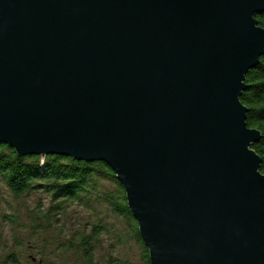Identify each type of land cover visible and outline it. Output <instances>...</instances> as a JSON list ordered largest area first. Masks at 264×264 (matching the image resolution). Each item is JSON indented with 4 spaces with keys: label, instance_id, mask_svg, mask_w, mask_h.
I'll list each match as a JSON object with an SVG mask.
<instances>
[{
    "label": "water",
    "instance_id": "1",
    "mask_svg": "<svg viewBox=\"0 0 264 264\" xmlns=\"http://www.w3.org/2000/svg\"><path fill=\"white\" fill-rule=\"evenodd\" d=\"M264 0H0V143L103 161L151 264H264L246 76Z\"/></svg>",
    "mask_w": 264,
    "mask_h": 264
},
{
    "label": "rangeland",
    "instance_id": "2",
    "mask_svg": "<svg viewBox=\"0 0 264 264\" xmlns=\"http://www.w3.org/2000/svg\"><path fill=\"white\" fill-rule=\"evenodd\" d=\"M115 190V181L100 179L97 193L72 202L56 200L45 190L18 197L1 186L0 264L12 252L21 264H86L78 253V239L98 224L103 227L93 239L95 264H146L145 246L132 234L130 221L101 198ZM54 206L48 221L44 214Z\"/></svg>",
    "mask_w": 264,
    "mask_h": 264
},
{
    "label": "trees",
    "instance_id": "3",
    "mask_svg": "<svg viewBox=\"0 0 264 264\" xmlns=\"http://www.w3.org/2000/svg\"><path fill=\"white\" fill-rule=\"evenodd\" d=\"M257 19L264 27V13L257 15ZM246 83L248 88L243 92L241 100L249 108L248 126L262 132V138L253 145V148L262 158L261 171L264 173V56L261 57L260 63L248 72ZM100 179L115 181V192H105L101 198L107 201L115 212L130 221L132 234L145 246V262L151 264L149 250L140 235L138 223L128 207L124 187L107 163L80 161L61 155L21 156L13 147L0 143V187L7 186L18 197L32 191L45 190L56 200L73 202L89 193H97ZM56 208L57 206L51 207L45 212L44 217L48 221L51 220V210ZM35 218L40 221L37 215ZM102 227L103 225H95L89 233H81L78 239V253L86 264H95L93 239H98ZM19 260L18 253L12 252L7 256L4 264H21ZM40 264L50 263L41 260Z\"/></svg>",
    "mask_w": 264,
    "mask_h": 264
},
{
    "label": "bare ground",
    "instance_id": "4",
    "mask_svg": "<svg viewBox=\"0 0 264 264\" xmlns=\"http://www.w3.org/2000/svg\"><path fill=\"white\" fill-rule=\"evenodd\" d=\"M41 156V155H40Z\"/></svg>",
    "mask_w": 264,
    "mask_h": 264
}]
</instances>
